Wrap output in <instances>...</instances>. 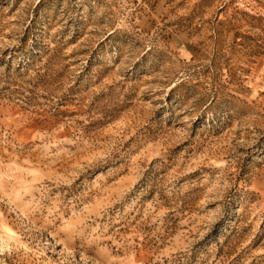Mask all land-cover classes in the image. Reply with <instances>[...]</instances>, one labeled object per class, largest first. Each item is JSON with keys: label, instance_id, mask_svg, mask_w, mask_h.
Returning <instances> with one entry per match:
<instances>
[{"label": "rangeland", "instance_id": "1", "mask_svg": "<svg viewBox=\"0 0 264 264\" xmlns=\"http://www.w3.org/2000/svg\"><path fill=\"white\" fill-rule=\"evenodd\" d=\"M0 264H264V0H0Z\"/></svg>", "mask_w": 264, "mask_h": 264}]
</instances>
